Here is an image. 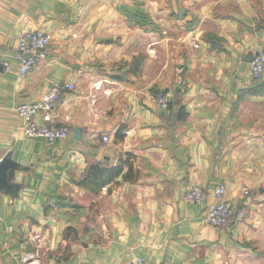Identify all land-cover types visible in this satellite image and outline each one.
Wrapping results in <instances>:
<instances>
[{"label":"crops","instance_id":"1","mask_svg":"<svg viewBox=\"0 0 264 264\" xmlns=\"http://www.w3.org/2000/svg\"><path fill=\"white\" fill-rule=\"evenodd\" d=\"M37 29L54 36L49 56L21 78L19 38ZM260 54L264 0H0V162L19 164L0 194V264H264ZM66 84L52 115L68 138L26 137L18 105ZM128 154L129 180L81 184ZM221 184L227 228L203 221Z\"/></svg>","mask_w":264,"mask_h":264},{"label":"built area","instance_id":"2","mask_svg":"<svg viewBox=\"0 0 264 264\" xmlns=\"http://www.w3.org/2000/svg\"><path fill=\"white\" fill-rule=\"evenodd\" d=\"M53 40V34L44 29L25 32L20 36L16 57L20 62L19 76L21 78L27 77L31 71L48 59V50ZM249 73L253 79H258L263 75L264 54L253 58ZM65 88L73 90L74 85H55L38 102L18 105L16 112L23 120V133L26 137L43 139L49 144L68 138L70 134L69 128L54 123L52 115ZM155 100L160 104L162 109H169V103L161 93L155 94ZM103 140L105 143H108L110 136L105 135ZM226 191V186L223 184L215 187L214 193L217 202L203 216L205 223L217 228H227L230 226L234 207L232 201L225 198ZM242 193L244 196H249V187H243ZM206 198L207 192L200 186L190 188L186 195L187 201L193 204H201ZM128 264H146V260L142 256H137Z\"/></svg>","mask_w":264,"mask_h":264},{"label":"trees","instance_id":"3","mask_svg":"<svg viewBox=\"0 0 264 264\" xmlns=\"http://www.w3.org/2000/svg\"><path fill=\"white\" fill-rule=\"evenodd\" d=\"M158 93H161L163 95L161 91L156 92V94ZM173 107L174 105L170 103L169 108ZM187 117L188 111L186 110V107L183 105L180 106L179 118L184 121ZM119 137L122 138V136ZM126 167H128L129 170L127 174L124 173ZM133 172L134 165L131 162V155L128 154V158L121 159L116 166H102L99 164H91L81 184L84 187L88 188L91 192L96 194L99 193L105 186L111 184L122 175L125 179L129 180ZM72 231L73 228H67L64 232V237L67 238Z\"/></svg>","mask_w":264,"mask_h":264},{"label":"water","instance_id":"4","mask_svg":"<svg viewBox=\"0 0 264 264\" xmlns=\"http://www.w3.org/2000/svg\"><path fill=\"white\" fill-rule=\"evenodd\" d=\"M82 130L76 129L77 139L81 138ZM19 168V164L11 159L10 156H6L0 162V194L4 192L13 193L16 184L12 182V174Z\"/></svg>","mask_w":264,"mask_h":264}]
</instances>
